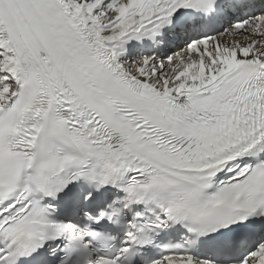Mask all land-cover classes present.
<instances>
[{
  "label": "snow or ice",
  "instance_id": "snow-or-ice-1",
  "mask_svg": "<svg viewBox=\"0 0 264 264\" xmlns=\"http://www.w3.org/2000/svg\"><path fill=\"white\" fill-rule=\"evenodd\" d=\"M0 264H264V0H0Z\"/></svg>",
  "mask_w": 264,
  "mask_h": 264
}]
</instances>
